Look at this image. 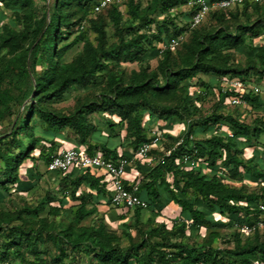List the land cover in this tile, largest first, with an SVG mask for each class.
Returning a JSON list of instances; mask_svg holds the SVG:
<instances>
[{"label": "trees", "instance_id": "trees-1", "mask_svg": "<svg viewBox=\"0 0 264 264\" xmlns=\"http://www.w3.org/2000/svg\"><path fill=\"white\" fill-rule=\"evenodd\" d=\"M5 1L8 7L23 10V15L28 24V33L31 35V42L24 49L21 45V35L9 25H5L0 34V50L8 49L13 55L12 64L19 65L20 76L29 82L27 90L24 92V98L26 100L31 99V104L25 107L18 123L10 133L13 139L9 145L17 144L18 154L9 155L0 149V162L4 165L2 169L0 168V195L9 193L11 186L15 185L17 186L16 190L22 193L33 192L36 188L33 185L32 175L29 176L31 180L22 182L18 174L20 166L42 141L39 137L29 133L28 123L30 118L32 119L35 115L44 120L54 131H61L66 127L73 128L78 137V140L75 141L76 145L86 147L90 154L97 152L90 143L92 131L87 119L88 115L97 111L96 103L84 104L77 108L72 115L42 109L40 104L60 95L71 84L90 79L96 72L105 68L104 62L108 60L122 59L129 62H139L146 53L144 42H150L146 35H141L137 39H131L127 42L122 41L119 49H115V47L108 48L105 34L101 30L98 43L94 46L86 41V33L81 32L75 39V43L85 41L84 52L75 62L61 63L59 58L62 51L57 49V44L63 38L62 27L66 26L67 31L71 30V24L68 21L69 7L73 2H79L85 6L91 5L93 8L99 0H58L59 4L54 6V12L48 14L49 21H47V12L44 13L43 17H35L32 9L33 0ZM208 1L213 2L215 0ZM186 3V0H163L161 5L164 12L169 14L176 7L184 4L190 11L191 18L193 10ZM113 6H116V4H112L108 8ZM108 8L100 13L105 12ZM253 9H264V4H245L225 11H214L203 24L191 29L190 31H193L191 42L185 47L188 57L176 72H170L171 67L168 63L172 57L168 52L164 55L166 69L161 70V75L155 71L151 73L143 71L137 81L133 80L127 86H123L113 79L110 80L109 90L111 95L105 102L115 105L123 120H127L126 138L131 145L128 148H131L133 153L142 144L150 141V128L155 126L159 120L156 113L144 112L145 104H153L156 108H159L156 102L150 103L149 98L168 96L175 88L174 81L176 77L182 82L190 79L200 71L209 72L214 69H221L220 65L213 64L212 60L214 59L213 57L209 59V56H213L221 47L238 48L244 45V31L252 27H241L235 31H230L228 27L213 31L202 30V28H206L205 25L213 17L224 21L226 17L230 19L237 16L238 12ZM108 16L117 33H121L123 20L121 12L114 7ZM160 33L158 32V35ZM42 48H44L43 56L46 67L42 74L37 76L35 70L37 68L38 53ZM257 50L253 52H258L264 65V48H257ZM28 63H30V69ZM8 71L9 68L3 69V73L0 74L2 79ZM160 76L162 82L159 80ZM31 78L34 79V82L31 81ZM102 97H106V95L103 94ZM33 99H36L35 104H32ZM245 100L248 108L242 109L252 111V113L264 114V97L262 95L252 94L246 96ZM19 105L20 103L8 91L0 88V108L6 109L10 114L12 112L17 115L18 112L15 113V110L20 109ZM231 126L233 139L216 134L197 142L193 138L189 140L192 137L191 135H185L180 142H175L168 150L160 148L163 151L159 149L153 152L158 155L159 159L162 158L158 160L154 167L139 165L143 175L141 181L135 182L139 186V197L147 202L148 209L151 203L159 210H164L171 205L180 208V221H178L179 223L174 221L175 223L173 222L170 229L167 228V225L154 227L149 219L145 222L143 220L141 212L148 209L134 210L136 212L134 222L127 217L130 211L120 212L114 209L119 214V224L131 227L130 234L137 231L136 228L139 226L141 227L140 231H149L146 234V241H142V244L134 245L128 249L111 244V242L117 240L116 234L111 229L107 231V235L104 234L103 228L106 230V225L96 230L87 226L75 229L74 225L70 224L59 232L56 230L58 226H54V224L51 226L48 219L53 215L57 216L68 212L75 221L83 222L98 213V207L102 205V199L105 195L108 196L110 203V192L107 189L105 175L102 170L94 168L72 169L65 173L48 172L47 170L42 173L40 171V165L46 166L51 156L56 154L60 148L58 142H51L47 150L42 149L40 163L36 169L40 176L49 175V177L55 178L57 184L63 188L62 193L57 196L53 193V197L49 199L50 201H58L60 207L48 206L46 217L38 218L39 225L36 227V234L32 235L35 236L34 238L28 236L22 227H13L4 221L0 222V264H16L10 261L11 252L14 260H20L18 264L64 263L63 260L67 258L69 251L59 250L62 257H57L56 247H54V253L48 249L43 251L51 256L48 259L40 258L38 261L35 259L39 258L37 257L40 253L39 250L45 249V247L38 250L36 248V242L44 234H47L48 238L61 239L64 244L72 247L73 250L75 249L73 252L74 259L80 255L82 261H85L87 259L86 255H91L88 257L89 261L84 264H97L94 260H91L93 254H96V260H100L99 264H132L134 255H137L140 249L147 246V238L152 243L150 252H153L157 260L164 264H217V257H213L212 253L208 252V237L217 238L214 228L218 223L214 224L213 221H210L211 216L220 211L222 214L225 213L226 216L235 215L239 218L241 226L245 224L252 226L262 215L259 207L260 204H264V177L250 176L248 179V186L260 187L259 189L262 191L257 204L252 201L244 203L241 189L226 183V180L240 181L243 177V173L240 171L241 166H243L241 159L243 150L240 148L241 143L237 140L246 137L249 142L252 136L260 137L264 135V115L261 119H256L252 125L232 120ZM167 140L169 141V136L165 135L162 147L166 145ZM2 141V137H0V143ZM25 141L30 144L29 147L25 146ZM168 152H170V155L166 156ZM101 154L112 160L120 157V155H117V148L113 149L109 145L103 147V153ZM184 155L189 156L190 160L196 161L195 168H191L180 161ZM121 157L131 161L133 156L125 151ZM208 168L214 170L211 176L203 173ZM167 173L172 174V183L165 179ZM222 173L225 176L221 175ZM253 174L255 173L253 172ZM259 176L262 177V175ZM69 200L77 203V205L66 209L63 205ZM111 209L113 208L111 207ZM105 222L108 226L113 225L106 218ZM130 222L132 223L130 224ZM200 230L207 232L202 239L203 244L188 245L184 243L183 240L187 238V235L193 239L200 236ZM247 238L250 239L244 240L239 235L236 236V248L233 251H228V254L235 259L236 264H264V230L256 231ZM27 240H31V242L25 245L24 242ZM84 245H90V247L84 249L81 247ZM171 250H175L176 253H168ZM31 253L35 257L34 260L26 258V255ZM140 262L148 264L143 259Z\"/></svg>", "mask_w": 264, "mask_h": 264}, {"label": "rangeland", "instance_id": "rangeland-1", "mask_svg": "<svg viewBox=\"0 0 264 264\" xmlns=\"http://www.w3.org/2000/svg\"><path fill=\"white\" fill-rule=\"evenodd\" d=\"M162 1L118 0L116 6L110 7L100 14L93 13L91 5L85 6L79 2H73L69 7L68 21L71 24V30L67 31L65 29L66 26H63V38L57 44V49L62 51L59 58L61 63L75 62L84 52L86 42L80 41L75 43V39L81 32L86 33L85 39L87 42L96 46L100 37V31L102 30L105 34L107 47H115V49H119L122 41L127 42L131 39H137L141 35H146L150 40V42L142 40L146 53L141 57L139 62H129L122 59L108 60L104 62L105 68L96 72L90 79L73 83L60 95H57L50 101H43L40 104L42 109L72 115L80 106L87 103H96L97 111L88 115L87 119L92 131L90 143L100 154L103 153V147L109 145L112 138H119L121 145H124V149H129L128 147L131 146L129 140L126 138L127 120H123L120 111L115 105L105 102L111 95L109 90L110 80L113 79L121 85L127 86L133 80L137 81L143 71L148 73L155 71L161 75V70L166 69L164 55L168 52L172 57L168 63L171 67L170 72H176L188 57L185 47L191 42L193 32L190 31L191 29H189L188 25L190 11L183 4L168 14L164 12L161 5ZM186 1L188 3L190 0ZM56 4H59L58 0H47L46 2L44 0H33L32 9L35 17H43L44 13L47 12V21H49L48 14L54 12ZM114 7L122 14L121 33H117L108 16ZM5 25H9L13 30L19 32L21 35V45L24 49L27 48L31 42V35L28 33V24L23 15V10L8 7L5 0H0V34ZM250 26L252 28L244 31V45L238 48L221 47L213 56H209V59L213 57V64L220 65L221 69H214L209 72L200 71L190 79L182 82L176 77L174 81L175 88L168 96L149 98L150 103L156 102L159 108H156L153 104H145L144 112L156 113L159 120L155 124V128L158 127L161 131H166L169 136V141L167 140L166 145L162 148L168 150L175 142H180L185 135H191L192 137L189 140L193 138L197 142L213 137L216 134L224 138L233 139L232 120L252 125L256 119L263 117L264 114L252 113V111L244 110L241 107L228 103L227 97L221 93L219 87L220 80L225 77L230 80H240L246 86H264L263 61L259 57L258 52H253L258 51L257 48H264V9L243 10L241 13L238 12L235 17H231L230 19L226 17L224 21L213 17L205 25L206 28H202V30L213 31L228 27L230 31H235L238 28ZM158 32L161 33L158 35ZM43 53L44 48L38 53L37 68L35 70L37 76L41 75L46 67ZM12 57L13 55L8 49L0 50V74L3 73V69L9 68L3 79L0 76V88L8 91L20 103L18 106L20 109L18 110L17 108L15 110V113L18 112L16 115L12 112L10 114L4 108H0V137L3 140L0 143V149L9 155H17V144L9 145L13 139L10 133L18 123L25 107L31 104V99L26 100L24 98V92L27 90L29 82L20 76L19 65L12 64ZM28 68L30 69V63H28ZM159 80L162 82L161 76ZM31 81L34 82V79L31 78ZM103 94L106 97H102ZM35 103L36 99H33L32 104ZM28 125L29 133L39 137L42 141L20 166L18 174L22 182L31 180L29 176L32 175L33 185L36 188L33 192L22 193L16 190L17 186L15 185L11 186L9 193L0 195V222L4 221L13 227H22L28 236L34 238L35 236L33 237L32 235L36 234V227L39 225L38 218L46 217L48 206L60 207L58 201H50L49 199L54 194L57 196L63 192V188L57 184L55 178L49 177V175L40 176L37 173L36 167L40 163L41 151L42 149L47 150V147L53 141L58 142L60 145L59 149L61 150L64 147L66 148L65 144L68 141H77L78 137L75 130L71 127H66L61 131H54L38 115H35L32 119L30 118ZM237 141L241 143L240 148L243 150L241 156L243 166L240 168L243 177L240 181L226 180V183L237 189H241L244 203L252 201L254 204H257L262 191L259 189L260 187L248 186V179L250 176L257 178L264 177V135L260 137L252 136L249 142L246 137L240 138ZM25 146L29 147L30 144L25 141ZM117 152V155H121L120 151L117 150ZM3 167V163L0 162V168L2 169ZM45 170V165L41 164L40 171L44 173ZM213 171L211 168H208L203 173L211 176ZM221 175L225 176L224 173ZM259 175H262V177ZM144 179L146 180L145 177ZM165 179L169 183H172V174H165ZM102 203L107 207V210L104 212L98 211L95 216L92 215L83 222L75 221L68 212L57 216L53 215L48 220L51 226L52 224L58 226L57 232L70 224L74 225L75 229L87 226L96 230L106 225V230L103 228L104 234L106 233L107 235V231L110 229L116 234L114 235L117 240L111 242V244L118 245V247L124 249L140 245L142 241H146V234L149 231H140V226L132 234H130L131 227L127 225L117 224L108 226L105 222V215L111 211V208L107 195L103 197ZM76 205L77 203L69 200L63 207L67 209ZM108 207L110 208L109 210ZM180 211V208L172 205L166 207L164 210H159L151 203L150 208L142 211L141 214L143 215V219H149L154 227L167 225V228L170 229L174 221L179 223ZM37 212L39 213L38 215L36 214ZM135 213V211H130L127 216L132 222L135 221ZM210 219V221H213L214 224L218 223V225L214 228L217 238L208 237V252H211L213 257H217V264H236L235 259L228 254V251H233L236 248V236L239 235L244 240L250 239L242 234L239 218L235 215L226 216L225 213L222 214L220 211H217ZM20 232L22 231L20 230ZM199 233L200 236L195 237V239L187 235V238L183 240L184 243L188 245L203 244L202 239L207 232L200 230ZM55 239L48 238L47 234H44L36 242L37 250L45 247L44 250H39L40 253L37 255L39 258H35L32 253V255H26V258L29 260H34L35 258L37 261L40 258L48 259L51 256L47 253L45 254L43 251H47L48 249L54 253V247H56L57 257H62L59 250H63L64 252L69 251L67 258L63 260L64 263L62 262L61 264H82L89 261L88 257L91 255H86L87 259L85 261H82L80 255L74 259L73 252L75 249L73 250L72 247L64 244L61 239ZM28 242H31V240L25 241L24 244L26 245ZM151 244V241L147 238V246L140 249L137 255H134L132 264H142L140 262L142 259L148 262V264H164L157 260L153 252H150ZM84 246L81 247L84 249L90 247V245ZM66 247L68 248L66 249ZM168 253L176 252L175 250H171ZM95 255H92L91 260L99 264L100 260H96ZM10 259L13 263H20L19 259L14 260L12 252L10 253Z\"/></svg>", "mask_w": 264, "mask_h": 264}, {"label": "built area", "instance_id": "built-area-1", "mask_svg": "<svg viewBox=\"0 0 264 264\" xmlns=\"http://www.w3.org/2000/svg\"><path fill=\"white\" fill-rule=\"evenodd\" d=\"M118 0H99L92 8L93 13L98 14ZM245 4H264V0H191L188 7L193 10L189 20V29H195L203 24L208 16L214 11H225ZM220 91L223 93L233 106L248 108L245 100L249 95H264V86H246L240 80H230L222 78L220 80ZM166 131H161L158 127L150 128V141L142 144L135 152V159L141 164L148 167H154L158 160V155L154 154L155 150L162 148L165 141ZM179 145V144H178ZM162 150V149H160ZM163 151V150H162ZM170 152L166 154L169 156ZM191 168H195L196 161L190 160V157L184 155L181 160ZM132 164V160L119 157L116 160L107 159L102 154L96 152L90 154L86 147H70L59 149L58 152L51 156L50 161L45 168L48 172L65 173L72 169L94 168L102 170L105 175L107 189L110 192V204L113 209L120 212L134 211L136 209L146 210L148 204L139 197V186L136 183H128L127 170ZM262 215L258 221L250 225H242L241 232L245 236H250L256 231L264 230V204H260Z\"/></svg>", "mask_w": 264, "mask_h": 264}, {"label": "crops", "instance_id": "crops-1", "mask_svg": "<svg viewBox=\"0 0 264 264\" xmlns=\"http://www.w3.org/2000/svg\"><path fill=\"white\" fill-rule=\"evenodd\" d=\"M112 142H115L114 144H112L113 146L110 144ZM120 142H121V140L119 138H112L110 143H109V146L113 149L117 148V150L121 152V155H123V153H125V151H127L129 154H131L133 156L131 159L132 164L129 166V168L127 170L128 183L131 184V183H135L136 181H138V182L141 181L143 179V175L141 174V171L138 168V167H140L139 165H141V163L135 159V153H133V150L131 148H129V149L125 148L124 149V147H123L124 145L122 144V147H121ZM65 145H66V148L67 147H78L76 145L75 141H68V143H66ZM110 208L108 207V210ZM105 210H107V207L104 206V204L102 203V205H100L98 207V211L104 212ZM105 218L108 220V222L112 223L113 225L119 224V214L114 209H111V211H109V213H107L105 215ZM145 221L146 220H144V222ZM82 264H84V263H82Z\"/></svg>", "mask_w": 264, "mask_h": 264}]
</instances>
